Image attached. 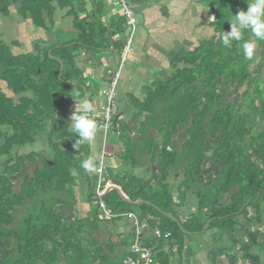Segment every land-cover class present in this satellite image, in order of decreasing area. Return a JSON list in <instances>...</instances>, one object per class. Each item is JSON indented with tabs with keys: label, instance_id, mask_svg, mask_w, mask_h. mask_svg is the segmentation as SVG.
I'll return each instance as SVG.
<instances>
[{
	"label": "trees",
	"instance_id": "trees-1",
	"mask_svg": "<svg viewBox=\"0 0 264 264\" xmlns=\"http://www.w3.org/2000/svg\"><path fill=\"white\" fill-rule=\"evenodd\" d=\"M204 1L214 15L212 36L190 51H180L169 79L155 84L142 104L133 100L134 120L144 119L148 125L141 121L139 128L134 123L127 128L128 124L119 122L118 111L115 122L119 127L109 134L120 133L131 144L121 156L130 166L126 171L115 167L114 172L104 156L95 161V171L89 172L83 167L87 160L86 149H81L84 145L79 146L82 154L76 151V142L81 140L69 129V108L63 105L75 97L67 94L70 82L66 73L75 69L76 45L71 41L38 42L22 53L11 51L0 40V264L114 262L112 239L100 242L86 230L91 245L86 248L78 235L88 227L105 230L106 225L116 239L124 236L120 239L123 252L130 255L134 229L130 227L129 233L118 230L126 231L129 213L138 224L147 226L144 243L153 247L158 264H174L176 253L180 255L195 234L215 228L220 229L214 231L220 237L224 230L235 232L237 214L241 224L264 221L259 205L264 201V41L259 42L252 59L243 54V43L256 41L250 30L225 48L223 32L230 31L234 16L246 12L252 0ZM65 7L70 8L67 15L75 14L74 0H0V17H12L14 12L29 20L34 29L46 32L51 30L54 9ZM90 23L94 22L76 16L80 44L106 49L105 42L94 43L93 39L96 33L102 39L110 38V33L103 26L91 28ZM124 42L123 38L118 46L113 44L119 53ZM156 105L166 108L161 118L154 116ZM150 128H154L152 135H148ZM43 134L50 158L44 150L18 154ZM142 137V144L137 145ZM144 151L150 163L137 176L134 154ZM77 159L81 165L76 164ZM153 163L156 168L149 173L147 168ZM30 164L34 165L28 170ZM208 164L216 168L211 170ZM99 175L104 188L100 200L109 210L108 217L97 203ZM168 175L179 183H170ZM189 195L195 196L196 210L188 208L182 216L179 210L186 206ZM72 197L80 207L87 205L85 216L79 214L80 209L70 219L62 213L61 207ZM242 227L246 229L245 223ZM156 230L161 236L155 235ZM166 233L169 237H164ZM244 256L255 261L251 254Z\"/></svg>",
	"mask_w": 264,
	"mask_h": 264
},
{
	"label": "crops",
	"instance_id": "crops-1",
	"mask_svg": "<svg viewBox=\"0 0 264 264\" xmlns=\"http://www.w3.org/2000/svg\"><path fill=\"white\" fill-rule=\"evenodd\" d=\"M128 2L136 13L138 27L137 29L135 27L132 50L120 76L119 84L121 83V86H124V93H122L118 104L119 112H121L119 122L124 121L126 124L131 125L129 127L131 128L133 123L127 122V119L132 118V114H134L133 107L135 104L133 100L143 99L155 84L159 81L166 82L169 79L174 69L173 61L180 51H190L202 39L212 36L214 28L211 25V21L214 15L210 8L206 6L204 0H128ZM104 4V0H92L93 9L90 11L87 12L81 6V8L75 9V14L71 13L69 15H67V12L70 10L69 7L62 8L61 10L56 8L53 12V22L51 25L52 30L55 24L69 23V28L67 27L64 31L65 33H69L70 38L68 41L65 40L61 43L71 41L72 44L76 45L74 52L76 54L75 62H77V66H82V69L88 66V70L83 75L87 79H89V76L95 81L98 79V84L95 86L99 90L102 86L107 85V71L113 68L111 67L106 70L104 69V65L98 63H101L100 60L106 56L104 54L105 50L108 53L117 51V48H114L113 44L118 46L119 41L126 36L122 31H118L120 30L118 26H115L117 32L111 31L116 16H111L109 10H105ZM93 10L94 12H92ZM14 15L15 13L13 12L12 17L5 18V21H2L3 18L0 17V28L3 27L7 33H9L10 29H16L17 31L12 30L10 33H17V39L13 38L14 40L12 39L10 46H14L13 43L15 42L17 48H19L18 51H20V46L22 45L24 46V52H29L35 43L40 42L39 39L45 40L47 31L34 29L29 20L21 18L24 23L22 24L19 18H16ZM76 16L77 18L85 17L94 22L90 23L91 28L97 29L103 26L107 29L106 34L110 33V38L106 37L102 39L96 33L93 39L94 43H98L99 41L105 42V45H108L106 49L91 48L96 46L93 44L91 47H83L80 44L81 41L78 40V36H80L81 30L79 26L75 25ZM92 17H95L96 21ZM19 29L20 31H18ZM99 31L101 32V30ZM23 32L24 40H21L18 35H22ZM52 40L54 41L52 44L60 43L57 42L55 36ZM23 42L24 44H21ZM41 44L43 45L44 43ZM76 67L71 75H74ZM79 72L83 73V71ZM100 112H98L97 116L93 117L95 121L98 119ZM112 169L114 170V168ZM262 216L264 218V205ZM242 225L244 223L241 224L240 229L238 228L239 231L237 232L238 229H236L235 232L237 240L247 247L245 250H241L243 248L242 245H239L240 248H238V241H231V238H225L224 236L220 237L218 233H214L213 237L209 235L203 240L204 242H198L201 237L195 234L191 239L186 241L182 253L175 255V264H201V262L202 264H264V221L257 224L249 222V229H245ZM196 235L198 237H195ZM250 239L251 245L247 242ZM228 240L231 243H228ZM204 244L207 246V249L204 248L206 247ZM196 246L200 248L202 253L200 251L196 252ZM247 253L253 255L255 261L245 258L244 254ZM152 264H158L157 260L153 258Z\"/></svg>",
	"mask_w": 264,
	"mask_h": 264
},
{
	"label": "rangeland",
	"instance_id": "rangeland-1",
	"mask_svg": "<svg viewBox=\"0 0 264 264\" xmlns=\"http://www.w3.org/2000/svg\"><path fill=\"white\" fill-rule=\"evenodd\" d=\"M99 1V0H97ZM105 4V10H109V14L111 16H116V18H114L115 20V23H114V26H112V29L111 31L112 32H117V30H115V26L117 27H120V30L118 31H122L123 33H125V35H129L130 33V26L128 24H126L125 22V19L120 17L122 15V12L121 14L119 15L120 13V7L118 5H116L113 0H104ZM252 2V1H251ZM99 4V3H98ZM82 8L84 7L85 10L90 11L91 9H93V5H92V0H74V8ZM209 10V8H208ZM86 12V11H85ZM94 12V10L92 11ZM13 13V12H12ZM212 14V13H211ZM99 16V15H98ZM134 16L136 18V13L134 12ZM16 18H19L20 20V23L24 24L21 20V18L19 16H16ZM214 18V16H213ZM5 21V19L3 18L2 21ZM14 21V20H13ZM5 24V22H4ZM3 24V25H4ZM17 24V23H16ZM68 22H63L62 24H55L52 28L51 31H47V36L45 38V40L43 41L42 39H39L40 43H44L43 45H49V44H52L54 41L52 40V38L55 36V38H57V42H63L65 40H69L70 38V35L69 33H65L64 29H67L68 27ZM6 25V24H5ZM137 19H136V29H137ZM69 28V27H68ZM9 30V29H8ZM12 30H16V29H10L9 30V33L5 32L4 28L1 27L0 28V40L2 42H4V44L8 45V47L10 48L11 51H13L14 49H16L17 52H22L24 53V46H20V51H18L19 48L14 47V46H10V42L12 41L13 38L17 39V33L16 34H10ZM17 31V30H16ZM20 31V29L18 30ZM5 32V33H4ZM19 39L21 40H24V32L22 35H18ZM14 40V39H13ZM61 40V41H60ZM21 44H24L21 43ZM104 54L106 56H104V58L102 60H100L101 63H98V64H101V65H104V69H109V68H116V66L119 64V59H120V55L117 51H113V52H110L108 53L107 50L104 51ZM81 59V58H80ZM79 64V63H78ZM126 65V63H125ZM77 66V62H75V67ZM125 67V66H124ZM88 70V66H85L84 69H82V66L80 67H76V70H75V73L74 75L79 72V71H83L82 72H79V74L74 77V75H71L72 74V71L66 73V75L68 76L69 78V82H70V85H68V89H67V94L68 95H71V94H74L75 97L71 96L70 97V101L68 103H63V105H66L68 106L69 110H68V119H69V129L70 130H73L72 127H71V120H70V117L71 115L74 113L75 111V108L79 109L81 107V105L84 103V102H91L93 104V112L90 114L91 117H95V115L97 116L98 112H100V107H101V104H105V101H106V97H105V92H106V85L102 86L99 89H96V84H98V79L96 81L94 79H92L91 76H89V79L86 78L85 75H83L84 73H86V71ZM123 72V71H122ZM120 82V81H119ZM84 86L86 88V90L83 89ZM116 93H118V101H120V98L122 96V93H124V86L122 85L121 86V83L118 84V86L116 87ZM81 94V95H80ZM76 100H81L79 104H77L78 102ZM143 102V99H139L138 100V103L142 104ZM138 104V105H139ZM154 109V112L155 114L157 115H154L156 117H160L162 116V113L163 115L165 114V109L164 107H162L161 105H156L155 107H153ZM94 119V118H93ZM132 119V120H131ZM149 120H151V117L148 118ZM159 120V118H157ZM141 121H144V119H142ZM141 121H135L134 118H129L127 119V122H131V123H134V128L137 127L139 128V125H141ZM148 123L146 121H144V126H147ZM131 125H128L127 128H129ZM126 134H128V137H130L131 135L129 134V131L128 129H126ZM138 131L136 130L135 133H137ZM154 133V128H150L148 130V135H152ZM126 134H124L126 136ZM130 135V136H129ZM122 137L120 135V133H117V134H109L107 135L106 137H104L103 133L98 130L96 128V137L93 141L91 142H83V141H78L76 142V151L80 152V154H82L83 152L80 151V144L84 145L81 149L85 148V152H86V159H94V161H97L99 159V157L101 156V152H102V149L104 148V151L106 153V157L104 158L105 160V164L108 165L109 167L111 168H114L115 167H119L120 170L122 171H126V170H130V166L126 163H124L122 160H121V156L123 154H126V146H129L131 145L130 142H126V140L128 138L126 137H122L123 140H121ZM146 137V136H145ZM144 139V137H142L141 139H138L136 144L139 145V144H142L141 141ZM153 142V141H152ZM104 143V144H103ZM158 143H154V146H157ZM42 151L44 150L45 151V156H47V158H50V150L46 144V136L43 134L41 136L38 137V140L35 141L34 144H31L29 145L28 147H25V149H19L18 150V154H27L29 153L30 151ZM131 155H133V152L131 153ZM135 158L137 159V165H135L133 167V171H134V174L139 176L141 175V171L143 170L145 172V169L146 167L148 166V164L150 163V161L147 162L148 160V153H146L145 151L142 152V153H137L136 155L134 154ZM78 157H81L78 155ZM130 159V157H129ZM158 159L155 158V161L154 163L157 161ZM39 162V161H38ZM126 162V161H125ZM1 163V161H0ZM152 163V162H151ZM152 164L151 167L147 168L148 172L150 173L151 170L153 172V168L156 166V164ZM76 164L77 165H81V160L80 159H77L76 160ZM34 164H30V168L28 170H31L32 166ZM155 165V166H154ZM156 168V167H155ZM208 168L211 169V170H214L216 167L215 166H210L208 164ZM180 169V168H179ZM117 171V168L114 170V172ZM167 180L170 181V183L172 184H177L179 183V181H175L173 182V180L171 179V177L168 175L167 177ZM84 187V185H83ZM75 192L78 194V190L77 189H74ZM85 191V189H83ZM83 191V192H84ZM84 193L82 194V198L84 197ZM189 197L187 200H186V206H184L183 208L181 207L179 210L182 214V216L186 215L187 214V209L189 208V210H191L192 212L196 210V203L197 201H195V196H192V195H189L187 196ZM259 205H262L261 207H263L264 205V201L260 200L259 202ZM61 211L62 213L68 218L70 219L71 217L75 216L78 212H79V209H80V212L79 214L81 216H85L86 213L85 212H88L87 211V206L85 205V209L83 207H80V204H78V201L75 200L74 197L71 198L70 202L68 203H64L63 206L61 207ZM248 208V207H247ZM241 211V209L237 212L239 213ZM235 217V216H234ZM241 216H239L238 214L236 215L235 219H234V222H235V225H236V229H240L241 227V222L238 220ZM106 219V218H105ZM264 220V218H263ZM127 222L126 224V231L124 229H118L120 232H127L129 233L130 232V227L132 229H134L135 225L134 223L132 222V220L130 219H126L125 222ZM237 221L239 222V224L237 223ZM209 221L206 222V225L207 226V223ZM220 223V222H218ZM245 223L246 225V228L249 229V226H248V223L247 222H243ZM229 225V222H227V226ZM204 226V228H205ZM105 227V230L103 229H98V230H93L92 228L88 227V228H85V230L83 231L82 234H79L78 237H81L82 239V243L83 245L86 247V248H89L91 245L86 241V238H85V232L86 230L88 232H91L92 233V239H97L99 240L100 242H103V241H109L111 242V239H112V243H115L114 245V253L112 254V256H115L113 261L114 262H106V264H123V261L129 256L128 254H125L124 252V243H121L120 239H122L124 236L121 235L122 237L119 239H116L114 237V235L112 234V230H107L106 229V225H103V228ZM239 229L237 230V232L239 231ZM217 230V228L213 229L212 231L211 230H208L206 233H201L199 234V237L200 240H198V242H204L203 240L206 239V237H208L209 235H212L213 237V234H214V231ZM217 231H220L217 230ZM224 233V236H226L225 238H229V237H232L234 238V240L238 241L236 239L235 236H232L234 233L236 232H227V231H223ZM220 235V234H218ZM83 236V237H82ZM195 237H198V235H196ZM110 239V240H109ZM202 240V241H201ZM208 240H210V238H208ZM239 243L237 244L238 248L239 245H242L241 241H238ZM247 242L249 243V245H251V239L250 240H247ZM126 243V242H125ZM228 243H231L229 240H228ZM129 245H130V242H129ZM186 245V244H185ZM197 245V244H196ZM205 245V244H204ZM50 246V245H48ZM102 247H104V243L101 244ZM206 246V245H205ZM243 246V245H242ZM126 248H128V244L126 243ZM167 248V246L165 247ZM196 248V252L197 251H200V248L198 246L195 247ZM207 249V246L204 247ZM120 249V250H119ZM203 249V248H202ZM124 251V252H123ZM130 251V250H129ZM105 253H108V251L106 249H104ZM202 253V252H201ZM177 254V253H176ZM197 257V255H196ZM65 257H62V259H64ZM176 258V256H175ZM65 263L67 264V260L65 261ZM64 262H61V264H65ZM175 264V261L173 262ZM38 264H42V263H38ZM51 264H54V263H51ZM57 264H59V262H57ZM202 264V262H201Z\"/></svg>",
	"mask_w": 264,
	"mask_h": 264
},
{
	"label": "built area",
	"instance_id": "built-area-1",
	"mask_svg": "<svg viewBox=\"0 0 264 264\" xmlns=\"http://www.w3.org/2000/svg\"><path fill=\"white\" fill-rule=\"evenodd\" d=\"M113 2L120 7L122 17L125 19L126 24L130 26V33L126 36L125 48L120 55L119 64L116 66V68L109 69L107 71L108 81L105 92L106 101L105 104L102 105L100 115H98V120L96 121L97 129L103 133L104 137H106L109 133L114 132V130L118 128V124L115 122L119 111L116 87L119 84L122 70L128 59L129 52L132 49L136 24L133 7L128 2V0H113ZM105 155L106 153L103 148L100 160H103ZM103 190L104 188L99 175L96 189L97 203L103 215L108 217L110 216L109 210L100 200ZM128 218L133 220L132 222L134 223L135 227L130 244V255L123 261V264H152L154 257L153 247L147 246L146 243H144L143 231L147 226L143 223L138 224L136 217L131 213L128 214ZM155 235L157 237L161 236L158 230L155 231ZM168 235L169 234L166 233L164 237H167Z\"/></svg>",
	"mask_w": 264,
	"mask_h": 264
},
{
	"label": "clouds",
	"instance_id": "clouds-1",
	"mask_svg": "<svg viewBox=\"0 0 264 264\" xmlns=\"http://www.w3.org/2000/svg\"><path fill=\"white\" fill-rule=\"evenodd\" d=\"M245 30H250L256 37L255 42L245 41L243 43L244 57L246 59H252L254 50L258 47L259 42L264 41V0H252V2L248 3L246 12L241 10L234 16L233 21L230 22V31L223 32L221 37L222 45L225 48L231 47L233 41H240L242 39ZM124 41H126V36L124 37ZM124 48L125 42L123 49ZM130 53L131 51L129 54ZM79 103L80 101L77 104ZM93 110V104L91 102H84L79 109L75 108L74 113L70 117L73 131L76 133L78 139L83 142H91L96 137V121L98 119L95 121L91 117L90 114ZM83 167L89 172L95 171L94 159L86 160ZM167 237H169V235Z\"/></svg>",
	"mask_w": 264,
	"mask_h": 264
},
{
	"label": "water",
	"instance_id": "water-1",
	"mask_svg": "<svg viewBox=\"0 0 264 264\" xmlns=\"http://www.w3.org/2000/svg\"><path fill=\"white\" fill-rule=\"evenodd\" d=\"M61 64V68H60V73L59 74H61V71H62V69H63V65H62V63H60ZM59 101V99L57 100V102ZM77 102H79V101H81V100H76ZM169 217V216H168ZM207 226H205V228H206Z\"/></svg>",
	"mask_w": 264,
	"mask_h": 264
}]
</instances>
